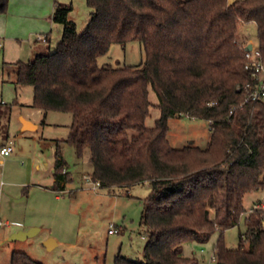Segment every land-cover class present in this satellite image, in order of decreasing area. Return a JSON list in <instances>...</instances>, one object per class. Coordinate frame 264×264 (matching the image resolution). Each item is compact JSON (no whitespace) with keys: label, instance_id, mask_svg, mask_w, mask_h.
Masks as SVG:
<instances>
[{"label":"trees","instance_id":"16d2710c","mask_svg":"<svg viewBox=\"0 0 264 264\" xmlns=\"http://www.w3.org/2000/svg\"><path fill=\"white\" fill-rule=\"evenodd\" d=\"M87 4L89 21L79 31L73 6L57 1L53 20L62 37L54 51L15 63L13 82L33 86V106L72 114L69 137L56 141L52 189L66 190L72 180L63 144L79 157L89 148L88 176L99 189L120 195L139 184L151 188L141 221L148 233L144 258L118 254L115 264H200L182 254L183 243L236 226L246 195L264 189V99L245 100L244 85L254 77L246 68L247 42L239 40L241 28L255 24L264 62V0ZM6 9L7 0H0V12ZM133 41L145 51L140 63H99L113 44ZM152 106L161 114L149 126ZM182 115L208 121L206 147L172 146L169 120ZM263 224L262 209L249 211L239 247L221 239L215 263L264 264ZM11 264L44 263L15 251Z\"/></svg>","mask_w":264,"mask_h":264},{"label":"rangeland","instance_id":"374dc122","mask_svg":"<svg viewBox=\"0 0 264 264\" xmlns=\"http://www.w3.org/2000/svg\"><path fill=\"white\" fill-rule=\"evenodd\" d=\"M60 1L73 5L70 15L78 30L83 31L91 12L87 0ZM51 34L48 44L38 41L36 48L33 39L38 35L33 37L32 43H24L21 49L16 42H7L0 49V101L10 104L0 103V143L8 137L14 147L0 164V181L6 183L0 191V264H11L15 251L24 252L44 264H115L118 254L142 260L148 233L141 221L145 198L151 193L149 184L131 187L130 194L96 190L86 182L93 169L89 148L79 157L72 145L64 143L62 150L72 180L65 191L48 189L53 185L56 141L69 137L72 114L57 110L45 112L33 106V86H16L13 71L7 68L3 75L1 66L9 58L26 62L33 58L35 49L46 53L54 51L62 37V25L54 23ZM239 40L257 45L256 25L243 26ZM0 42L4 44V39ZM11 45L16 51L9 54ZM144 59L143 46L133 41L125 47L113 44L99 58V63L124 66L138 64ZM150 99L153 103L158 100L153 89ZM20 114L37 122L39 129L23 132ZM160 114V109L152 106L147 125L153 126ZM169 126L168 139L176 148L191 143L206 147L209 141V124L205 119L182 115L170 118ZM55 194L61 198L56 199ZM259 204H264V189L246 195V212L236 226L225 231L216 228L205 241L184 242L182 254L198 258L200 264H216L212 255L218 242L222 239L227 247H239L240 238L247 231L249 211ZM111 223L121 230L109 233ZM30 225L38 228L35 234L25 239H13V230ZM49 238L57 243L51 249L45 246Z\"/></svg>","mask_w":264,"mask_h":264},{"label":"crops","instance_id":"0c3cea01","mask_svg":"<svg viewBox=\"0 0 264 264\" xmlns=\"http://www.w3.org/2000/svg\"><path fill=\"white\" fill-rule=\"evenodd\" d=\"M57 1L61 2L60 0H7L6 11L0 12V39H4V44L0 42V49H3L4 46H6L7 42H16L15 44L21 49L23 46H25L23 45L24 43H28V44L32 43L33 37L40 34L45 35L47 37L48 41L44 43L48 44L51 41V35H52L51 33L54 27V23H56L53 20V13ZM62 3L69 4L68 2H62ZM70 18L72 19L71 15ZM33 40L35 47V44L38 42L37 37L34 38ZM42 49H44V46H42ZM9 51H10L9 54H11L14 51H16V48H14L11 45V49ZM40 52H44V51H40V50L36 51V49L33 50V57ZM9 59H10L9 61H4L3 65L1 66V71L3 75L7 70V68L11 69L14 75L15 73L14 71L16 69L15 63L20 61V60L15 61L13 60L14 58H9ZM0 103H2V101H0ZM19 118L22 122L20 128L23 132L35 131L38 130L40 127V125L37 122H35L31 118L24 116L23 114H20ZM8 143L10 144L11 142L7 137L5 141L0 143V146ZM53 183H54V176H53ZM33 184L39 185L38 183L37 184L33 183ZM5 185H6L5 182L3 185L0 184V191L4 188ZM52 186L49 187L48 189L55 192L56 190L52 189ZM55 197L56 199L61 198L59 194H55ZM37 231L38 228L36 226L30 225L27 228H17L13 230L12 235H13V239H20L17 238L19 234H22L24 232H31L33 235Z\"/></svg>","mask_w":264,"mask_h":264},{"label":"built area","instance_id":"2783aa9c","mask_svg":"<svg viewBox=\"0 0 264 264\" xmlns=\"http://www.w3.org/2000/svg\"><path fill=\"white\" fill-rule=\"evenodd\" d=\"M38 41L47 42V37L45 35H38L37 36ZM249 43H252V49L248 50L247 46ZM244 55L247 59L246 68L250 70L254 77L253 82H247L244 85V89L247 92V95L245 97V100L247 101H257L260 99H264V62L262 60V53L261 50L257 45H254L253 42H247L244 45ZM240 89V86L238 87ZM14 151L13 145L10 143L1 145L0 146V164L2 163L3 159L10 155ZM86 182L90 184L94 189H99L100 182L95 181L91 178V176L86 177ZM1 185L4 184V181L1 180ZM262 209L263 211V222H264V204L262 205H256L254 208H252L250 211H253L254 209ZM121 230V227H119L116 224L111 223L109 228V233L114 234ZM212 258L215 259V253H213Z\"/></svg>","mask_w":264,"mask_h":264},{"label":"water","instance_id":"95a60500","mask_svg":"<svg viewBox=\"0 0 264 264\" xmlns=\"http://www.w3.org/2000/svg\"><path fill=\"white\" fill-rule=\"evenodd\" d=\"M247 49H248V50L252 49V43H249V44H248ZM31 235H32L31 232H24V233H22V234H19V235L17 236V238L24 239V238H27V237H29V236H31ZM55 245H56V241H55L53 238H49L47 241H45V246H46L48 249L53 248Z\"/></svg>","mask_w":264,"mask_h":264}]
</instances>
